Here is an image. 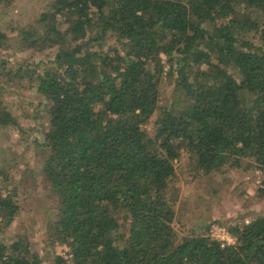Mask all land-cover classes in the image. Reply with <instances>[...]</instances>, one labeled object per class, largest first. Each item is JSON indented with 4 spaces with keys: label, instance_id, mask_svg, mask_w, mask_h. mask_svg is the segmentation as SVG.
Instances as JSON below:
<instances>
[{
    "label": "trees",
    "instance_id": "1",
    "mask_svg": "<svg viewBox=\"0 0 264 264\" xmlns=\"http://www.w3.org/2000/svg\"><path fill=\"white\" fill-rule=\"evenodd\" d=\"M14 28L0 55L33 61L0 58V128L35 136L49 263L66 244L74 264H264V214L222 246L176 208L185 157L192 179L264 174V0H53ZM8 88L36 100L12 110ZM9 175L0 165V264H43L27 234L6 235L24 194Z\"/></svg>",
    "mask_w": 264,
    "mask_h": 264
},
{
    "label": "rangeland",
    "instance_id": "2",
    "mask_svg": "<svg viewBox=\"0 0 264 264\" xmlns=\"http://www.w3.org/2000/svg\"><path fill=\"white\" fill-rule=\"evenodd\" d=\"M52 1L10 0L4 4L0 3V30L15 36L18 29L14 27L27 26L32 19L34 20L38 14L47 9ZM5 54L7 56L2 54L0 58L8 59L9 65L21 62L22 57L28 59L29 62L33 61L31 53L20 47H12L6 50ZM48 58L50 57L48 56ZM169 90L164 87L163 96L165 93L167 95ZM4 93V98L12 110H15L18 104L30 107L31 102L36 100L33 89H27L22 96H19L14 88H8ZM23 128V131L13 127L0 128V165L6 167L9 176L18 182L24 192L20 200L22 207L20 213L16 216L6 235L7 237H16L18 234H27L32 246L44 258L43 264H51L49 263L52 257L49 241L52 238L47 230V217L42 213L44 214L43 211L48 210L53 202H51L52 198L47 197L49 194L47 190L40 186L43 183V178L38 162L39 157L35 153L32 143L35 136L28 130L26 122H23ZM184 159L187 164H184L185 168L182 167L179 170L181 179L176 186V195L178 196L176 208L183 211V217L185 216L189 223L195 224L201 220L214 224L215 220H221L225 223L222 225L229 229V225L236 222L247 223L252 217L264 214V193L258 189H264V174L261 171L257 170L255 177L250 170L233 169L225 174H218L215 178L216 181L203 177L192 179V175L189 173L191 169V165L188 163L189 159L188 157ZM206 187L210 192L205 190ZM37 189L41 191L37 192ZM211 190H214L213 195H211ZM206 196L208 199H203ZM17 198H20L19 195ZM200 212H202L201 217ZM177 226L179 227V223ZM69 250L70 248L66 244H60L57 247V252L62 256Z\"/></svg>",
    "mask_w": 264,
    "mask_h": 264
},
{
    "label": "built area",
    "instance_id": "3",
    "mask_svg": "<svg viewBox=\"0 0 264 264\" xmlns=\"http://www.w3.org/2000/svg\"><path fill=\"white\" fill-rule=\"evenodd\" d=\"M210 237L213 240L219 241L222 246L233 245L236 242V237L231 232V230L219 223L212 224L210 228ZM64 257L67 260L65 264H74L71 259L72 254L70 251L67 252Z\"/></svg>",
    "mask_w": 264,
    "mask_h": 264
}]
</instances>
